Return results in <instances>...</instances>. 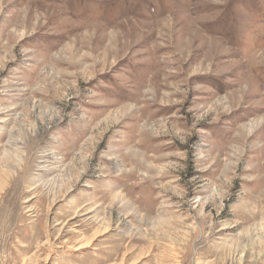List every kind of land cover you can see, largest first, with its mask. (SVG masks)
Listing matches in <instances>:
<instances>
[{"label":"rangeland","instance_id":"obj_1","mask_svg":"<svg viewBox=\"0 0 264 264\" xmlns=\"http://www.w3.org/2000/svg\"><path fill=\"white\" fill-rule=\"evenodd\" d=\"M0 264H264V0H0Z\"/></svg>","mask_w":264,"mask_h":264},{"label":"bare ground","instance_id":"obj_2","mask_svg":"<svg viewBox=\"0 0 264 264\" xmlns=\"http://www.w3.org/2000/svg\"><path fill=\"white\" fill-rule=\"evenodd\" d=\"M80 248V247H79Z\"/></svg>","mask_w":264,"mask_h":264}]
</instances>
